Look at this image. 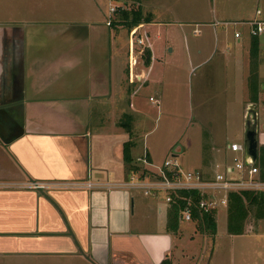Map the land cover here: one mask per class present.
I'll use <instances>...</instances> for the list:
<instances>
[{
	"label": "crops",
	"instance_id": "0c3cea01",
	"mask_svg": "<svg viewBox=\"0 0 264 264\" xmlns=\"http://www.w3.org/2000/svg\"><path fill=\"white\" fill-rule=\"evenodd\" d=\"M184 1L187 17L177 18L182 22L176 24L171 15L180 2L135 0V8L151 15V23L133 28L135 38L143 41V52L153 55L166 28L188 25L184 24L188 21L199 34L203 33L200 28L208 29L210 44L218 43L216 29L225 19H234L237 25L264 21V0H254L256 6L249 14L244 11L246 6L234 10L237 18L224 13L225 18L217 20L212 7V24L203 20L205 0ZM85 2L91 11L93 0ZM114 19L113 14L110 23ZM93 21L86 18L61 28L43 26L48 22L42 27L18 25L15 20L0 23L1 186L30 181L120 182L129 177L122 153L115 156L113 152L116 137L111 145L106 140L111 138L107 129L113 125V110L109 108L103 116L96 111L103 98L133 96L124 89L125 74L127 84H133L142 82L145 73L139 70V80L129 79L128 70L119 68L113 49V33L121 27L106 26L107 20L103 26ZM51 39L57 43L51 44ZM231 54L228 66L241 70V58L247 68L246 54L238 59L236 52ZM246 78L230 73L223 80L190 79L186 97H248ZM261 93L259 87L257 97ZM126 116L132 134V117ZM126 138L121 145L130 142ZM258 140L264 144V137ZM130 143L133 167L138 157L132 153L135 143ZM130 192L138 191L0 188V264H159L164 259L173 264L175 259L182 260L183 253L178 257L175 252V242L186 236L176 234L179 223L175 233L165 229L168 208L163 201L161 205L158 195L137 199ZM260 260L264 263L263 255Z\"/></svg>",
	"mask_w": 264,
	"mask_h": 264
},
{
	"label": "rangeland",
	"instance_id": "374dc122",
	"mask_svg": "<svg viewBox=\"0 0 264 264\" xmlns=\"http://www.w3.org/2000/svg\"><path fill=\"white\" fill-rule=\"evenodd\" d=\"M172 1L180 2L171 15L177 24V21L182 22L177 18L187 17L184 12L185 1ZM205 1L206 17L203 16V20L210 21L209 24L215 22L211 20L212 7L216 9V19L220 20L225 18L222 16L224 13L232 15L229 18H237L234 10L246 6L244 11L246 13L248 10L249 14L256 6L254 0H242L237 4L234 2L239 0ZM93 2L95 5H91L89 11L85 0H0V23L15 20L18 25L29 23L42 27L43 22H48L43 26L61 28L69 23L82 22L86 18L89 21L92 18L93 22L103 26L107 20L108 4L115 8L136 7L135 0ZM150 10L153 12L152 5ZM232 20L234 19H225L220 23V27L217 26L216 44H210L206 33L208 29L200 28L202 34L200 32L198 36L192 35L193 26L190 21L184 23L188 25L166 28V35H161L159 45L152 50L153 55L149 53L150 65H144L145 55L142 54L134 68L135 74L139 70L145 73L144 80L127 84L125 74L124 89L133 96L113 97L109 101L102 99L96 113L103 116L109 108L112 109L113 125L122 121L123 115L129 114L132 117V134L128 136V140L135 143L132 152L134 158H140L144 152L152 164L159 166L175 154L182 170L200 171L207 175L220 170L222 165L232 166L234 155L225 150L224 146L233 142L241 143L246 123L245 111L248 105H252L248 102L249 97H186L190 79L223 80L228 78L230 73L235 78H239L241 73L248 75V61L246 68L243 60L239 59L241 70L228 66L231 53L236 52L237 59L238 56L245 57L246 54L248 59L249 48L246 28L233 24ZM235 31L242 35L239 43L233 39ZM109 32L112 34L111 29ZM142 32L143 30L139 32L141 38ZM113 39L118 66L127 71L128 40L124 29L120 28L114 32ZM51 41V44L57 43L54 39ZM132 41L135 42V37ZM258 41V54H261L257 58V84L258 90L262 87V93L261 97H257L254 110L256 136L259 139L264 137V35ZM103 122L104 120L101 121ZM113 125L108 124L107 132L111 134V138L106 140L111 145L113 136L116 137L117 142L112 146L114 155L118 156L121 153V144L127 140V136ZM212 144L216 146L214 151L211 150ZM236 156L239 157V154ZM130 193L137 199L144 197L139 192ZM158 199L161 204L160 196ZM252 211L249 210L244 222L242 236L226 234V215L223 208L214 214L215 234L212 237L196 232L193 222L179 223L180 228L176 234H179V237L184 235L186 239L175 242L176 254L178 257L180 253L183 255L180 256L182 260L175 259L173 264H264L260 260V255L264 256V221L255 220ZM186 246L187 249L184 248ZM181 249L184 250L180 251ZM255 256H258L259 260Z\"/></svg>",
	"mask_w": 264,
	"mask_h": 264
},
{
	"label": "built area",
	"instance_id": "2783aa9c",
	"mask_svg": "<svg viewBox=\"0 0 264 264\" xmlns=\"http://www.w3.org/2000/svg\"><path fill=\"white\" fill-rule=\"evenodd\" d=\"M118 8V7H116ZM115 7L109 6L107 10L106 26L110 24V17L115 13ZM122 8V7H121ZM258 14V12H256ZM234 24V23H233ZM237 25V23L235 24ZM239 26L246 28L248 38L259 39L264 35V21L253 20L247 23H240ZM136 35V29L128 33L127 70L128 78L139 80L141 75L132 74L137 61L143 54V41L140 38L132 39ZM192 35L198 36L196 27L192 29ZM239 33L233 34V39L239 40ZM257 145L259 140L257 139ZM261 146V145H260ZM227 151L232 157V166H224L218 171L207 175L200 171L182 170L174 155L164 160L159 166L152 165L147 161L145 153L136 160L133 171L127 179L120 182H34L30 181L22 185H5L0 188H20L32 191L46 190H86V191H138L143 196H160L166 207L177 204V201L184 202L183 208L178 212V223L192 222L190 216L191 194L198 196L194 208L204 214H215L217 210H226L227 195L252 193L264 194V181L260 178L256 161L251 163L249 159L244 160L242 143H230ZM239 154V157L236 156ZM184 193L185 195H181Z\"/></svg>",
	"mask_w": 264,
	"mask_h": 264
},
{
	"label": "trees",
	"instance_id": "16d2710c",
	"mask_svg": "<svg viewBox=\"0 0 264 264\" xmlns=\"http://www.w3.org/2000/svg\"><path fill=\"white\" fill-rule=\"evenodd\" d=\"M120 1V0H114ZM122 6L116 8L115 19L110 23L113 27H121L127 34L140 24L151 23L150 14H142L139 8L125 9ZM258 39L251 38L249 40L248 48V75L246 78V87L248 93V102L252 104L257 103V58H258ZM145 55L144 65L147 67L150 63V54L148 50L143 52ZM117 126L123 130V132L129 136L131 134L130 119L128 116L122 117ZM130 142H125L122 145V161L130 168V171L134 170L131 165V159L129 155ZM256 166L259 169L260 178L264 181V146H257V159ZM182 196L184 193H180ZM198 201V196L191 194V208L190 216L193 223H195L196 232L209 234L214 236L215 234V222L214 213L204 214L198 212L194 208V204ZM184 202L177 201L176 206L172 205L168 207L166 212V224L165 229L170 233H175L178 227V212L183 208ZM252 209L253 217L255 220L264 221V194H252V193H240V194H228L227 206L225 210V231L228 236H242L243 227L246 218L248 217L249 210ZM159 264H170L167 259H164Z\"/></svg>",
	"mask_w": 264,
	"mask_h": 264
},
{
	"label": "water",
	"instance_id": "95a60500",
	"mask_svg": "<svg viewBox=\"0 0 264 264\" xmlns=\"http://www.w3.org/2000/svg\"><path fill=\"white\" fill-rule=\"evenodd\" d=\"M245 119V129L243 131L241 141L244 160L249 159L251 163H254L257 159V136L255 130L256 114L254 110V104L247 106V109L245 111Z\"/></svg>",
	"mask_w": 264,
	"mask_h": 264
}]
</instances>
